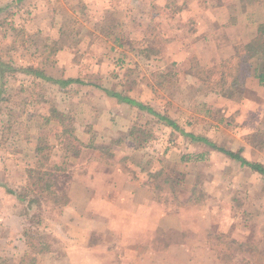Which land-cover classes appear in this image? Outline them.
<instances>
[{"label": "rangeland", "instance_id": "obj_1", "mask_svg": "<svg viewBox=\"0 0 264 264\" xmlns=\"http://www.w3.org/2000/svg\"><path fill=\"white\" fill-rule=\"evenodd\" d=\"M254 43L256 59H230ZM30 67L80 83L61 88ZM230 67L244 78L240 100L221 83ZM255 70H264V0H0V256L63 264L66 208L84 216L95 194L84 187L110 184L105 200L118 212L160 211L177 264L200 260L202 243L207 263L264 264L262 175L107 93L264 164ZM30 242L46 246L19 262Z\"/></svg>", "mask_w": 264, "mask_h": 264}, {"label": "crops", "instance_id": "obj_2", "mask_svg": "<svg viewBox=\"0 0 264 264\" xmlns=\"http://www.w3.org/2000/svg\"><path fill=\"white\" fill-rule=\"evenodd\" d=\"M236 1L241 2L242 0ZM206 14L209 15L211 12H207ZM255 44L256 43H254V47L257 46V44ZM240 47L241 46H237L233 53L235 57L237 55L236 59H256L255 56L258 52L253 55L248 53L247 56L245 46H243L242 54L237 53ZM123 187H118L116 190ZM84 188L90 193L91 191L93 192V190L95 192L93 196L90 194L92 198L89 201L90 205L84 212V216L79 214L76 209L78 206L73 205L66 208L65 212L67 213L64 214L65 217L63 218L65 222H62L64 231L57 237L62 243V248L60 249L62 253H59L64 258L63 264H159L158 260L162 254L166 256V251H169L168 253H170V255L165 262L168 260L169 262L164 264H177L178 256L176 248H180V245H170L166 242L164 234L166 230H162L164 217H162L160 211L152 210L148 215H144V212L141 214L137 212L135 216L134 214H124L122 207H120L118 212L117 208L119 207L115 208L116 206H114L112 202H109V204L106 203L108 202L105 200V197H107V190H115L113 185L108 184L109 189L105 190H103L105 187L100 189L97 185L93 184L88 187L85 186ZM0 190H2V188H0ZM7 192L12 193V191L8 189ZM4 196L7 195L5 194ZM94 199H96V201H94ZM97 202H102L104 205L101 206L102 209L99 208V210L95 211V209H97L96 207L99 206V204L96 206L95 203ZM131 202L132 201H130L128 205L135 207V202ZM9 212L13 217H17L15 208ZM88 213L89 216H86ZM136 216L143 218L139 219ZM3 221H5L4 218L0 216V225ZM187 236L188 234L183 235L182 239ZM194 236L195 234H191L189 239L193 240ZM26 238L27 237H25V240ZM200 238L204 241L203 235H201ZM28 239H32V237H28ZM33 245H36V243L32 242L31 244L30 242V246L25 249L24 253L21 255L22 257L20 256L21 259L19 262L24 261L25 263L27 260H22L23 257L24 259L27 257L29 259L30 255H34V250H40V248L46 246L44 243L39 245L40 248L33 247ZM48 249L50 251L51 247L48 246ZM46 250L47 249L44 248L38 253H44ZM200 251L203 253L199 255L201 256L200 260H198V258H192V260L188 259L185 264H222L213 261L212 263H207V261H205L204 256L208 257L205 243L200 245ZM0 258L2 257L0 256ZM3 260L9 264H17L9 262L6 259ZM30 260L33 261V259ZM34 261L36 262V260Z\"/></svg>", "mask_w": 264, "mask_h": 264}, {"label": "trees", "instance_id": "obj_3", "mask_svg": "<svg viewBox=\"0 0 264 264\" xmlns=\"http://www.w3.org/2000/svg\"><path fill=\"white\" fill-rule=\"evenodd\" d=\"M252 49H254V46L251 45V44H249V45H247L245 47V50H247V52L250 55H253L254 53H257V50L254 49L252 51ZM43 51L45 53L48 52V50L46 48ZM247 56H248V54H247ZM236 57H237V55H236ZM236 57L233 56L230 59L234 60V59H236ZM246 60H248V59H244V61H246ZM26 70H27V72H29V73H31V74L39 77V78H42V79H45V80H48V81H52L53 83L57 84L61 88L69 87L70 85H72L74 83H80L79 80L73 79V78H71V79H51V78L47 77L46 74L42 70L40 71V70L34 69L32 67H30V68H28ZM228 70H229V75L232 72V75H230L232 79L228 80L227 77H229V75L226 74L225 78L222 77L221 83L224 86L223 88H231L232 89V94H230V98H232L234 100H240L242 98V96H243V90L242 89L244 88V78H242L241 76L234 75L232 67H230ZM218 71H219V67H218ZM255 77L257 78L259 84L262 87H264V70H255ZM107 93L109 95H113V96L117 97L121 102L128 103V104H131V105H136L142 110L149 111V113H151L154 116L158 117L159 120H164L166 122V124L168 126H171L174 130L180 131L181 134L184 137L188 138L192 143L203 142L205 145L209 146L210 148L216 149V150L222 152L223 154H225L230 159L239 162L241 166L248 167L253 172L259 173L264 178V164H262L260 162H251V161L247 160L246 158H244L241 155L240 151L233 152V151L227 150L225 148L217 146L215 143H213L212 141H210L209 139H207L205 137H200V136H196V135H194L192 133L185 132L184 130H181L174 121L161 116L159 113H156L152 108L147 107V106H145V105H143L141 103H138L137 101H135L134 99H132V98H130L128 96H123L121 94L111 93V92H108V91H107ZM260 135H261L260 132H258L255 135L256 136L255 141L257 143H259V144H264V139H261V137H259ZM203 156H204L203 154L199 155V157H203ZM0 264H9V263L4 261L2 258H0Z\"/></svg>", "mask_w": 264, "mask_h": 264}]
</instances>
